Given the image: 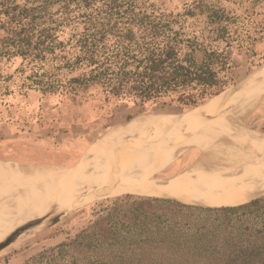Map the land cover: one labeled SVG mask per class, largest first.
I'll use <instances>...</instances> for the list:
<instances>
[{"label":"trees","instance_id":"1","mask_svg":"<svg viewBox=\"0 0 264 264\" xmlns=\"http://www.w3.org/2000/svg\"><path fill=\"white\" fill-rule=\"evenodd\" d=\"M34 1L4 8V54L45 62L57 44L56 26L71 25L77 52L65 64L85 70L69 82L134 105L168 98L190 106L218 94L234 64L231 48L242 47L238 17L202 0L184 13L206 11L216 31L207 42L181 37L170 15L148 0H56L55 13L47 12L50 0ZM218 40L225 44H212ZM125 130L107 135L136 137V129ZM246 202L199 208L145 198L107 205L71 240L25 264H264V196Z\"/></svg>","mask_w":264,"mask_h":264},{"label":"rangeland","instance_id":"2","mask_svg":"<svg viewBox=\"0 0 264 264\" xmlns=\"http://www.w3.org/2000/svg\"><path fill=\"white\" fill-rule=\"evenodd\" d=\"M196 1L199 0H148L156 10L170 15L181 37L207 42L215 36L216 31L209 23L206 11L197 9L193 16L184 13ZM37 2L0 0V163H7L16 170L61 168L66 171L79 168L100 171L116 168L138 158L163 130L172 125L191 127L198 124L199 128L196 129H205L209 125V128H213L216 123H225L234 115L236 122L230 128L223 129L264 135V91L239 109L237 106L242 95L253 96L254 81L264 71V0H202L238 17L237 30L242 35V47L233 45L231 48L234 64L225 73L228 84L219 92L220 96L213 98L218 93L190 106L168 98L134 105L132 101L107 96L98 86L82 88L77 87L76 82H69L70 78L78 77L85 70L78 64H65L66 60L72 61L77 52L71 25L56 26L54 33L57 44H54V53H47L45 62L5 55L3 41L8 34L6 25H3L6 19L4 8ZM59 7V1L50 0L47 12L55 13ZM256 30L261 31L257 33ZM237 42L233 41L232 44ZM212 44L223 46L225 43L218 40ZM242 84L244 93L238 94L241 88L237 87ZM221 105L224 109L216 112V108ZM218 117L220 120L217 121ZM120 127L124 130L136 129V137L119 140L107 135ZM123 134H127L126 130ZM187 149V146H182L180 151ZM185 155L177 159L182 161ZM194 159L192 157L190 162ZM12 181L38 188L39 191L34 195L0 182L10 188L13 195L0 196V264H25L58 243L71 240L82 228L90 226L91 215L101 207L145 198L172 200L127 188L130 191H107L104 195H97L100 197L91 202L60 203L44 196L64 188L68 184L65 180L55 181L53 186L47 187L42 183L34 186L16 179ZM132 187L139 188L136 185ZM21 195L35 197L32 210L19 215L13 212V206L7 204L6 200ZM52 196L60 199L73 195ZM41 199L45 200L46 205L36 211ZM52 204L63 207L46 213L47 206ZM238 204L189 206L214 208ZM30 214L32 218L27 219Z\"/></svg>","mask_w":264,"mask_h":264},{"label":"bare ground","instance_id":"3","mask_svg":"<svg viewBox=\"0 0 264 264\" xmlns=\"http://www.w3.org/2000/svg\"><path fill=\"white\" fill-rule=\"evenodd\" d=\"M242 86L243 84L237 87L241 88L238 94L244 93ZM263 91L264 71L254 81L253 96L242 95L239 98L238 109ZM221 108L224 109L221 105L215 111L223 110ZM227 115L228 113L224 116ZM216 120H220L219 117ZM235 122L234 115L225 123H216L213 128L217 129L209 128L210 125L205 129H196L199 128L198 124L191 127L184 124L172 125L163 130L138 158L106 170L78 168L64 171L61 168H43L17 169L18 172L7 163H0V182L36 195L38 188L16 183L12 179L34 186L42 183L45 187L53 186L55 181L65 180L68 184L64 188L44 196L60 203L91 202L100 196L82 194L83 192L107 187H112L108 193L133 188L140 193L150 194L148 196H166L181 202L206 206L245 202L264 192V135L223 129L230 128ZM182 146H187L188 149L180 151ZM184 153L186 155L183 160H178ZM192 157L195 159L190 162ZM5 186L0 184V196L9 194L13 197L11 189ZM34 195L16 196L6 200V203L13 206V212L26 213L32 210ZM52 195L73 196L56 199ZM45 205V200L41 199L36 211ZM62 207L52 204L47 206L45 212L50 213ZM32 216L30 214L27 219Z\"/></svg>","mask_w":264,"mask_h":264},{"label":"water","instance_id":"4","mask_svg":"<svg viewBox=\"0 0 264 264\" xmlns=\"http://www.w3.org/2000/svg\"><path fill=\"white\" fill-rule=\"evenodd\" d=\"M112 189V187H107V188H97V189H92L88 192H86L87 194H90V195H100L106 191H110ZM264 195V192L263 193H260L258 194L257 196L253 197L251 200H249L248 202L254 200L255 198H258L260 196H263ZM164 198H169V199H172V200H175V201H178L174 198H171V197H164ZM180 203H183L181 201H178ZM247 203V202H246ZM183 204H186V205H194V206H205V207H209V206H206V205H201V204H187V203H183Z\"/></svg>","mask_w":264,"mask_h":264}]
</instances>
